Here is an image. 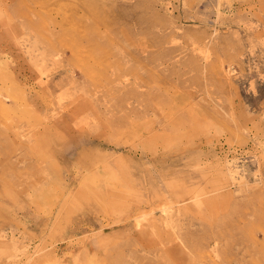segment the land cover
Here are the masks:
<instances>
[{"label":"rangeland","instance_id":"1","mask_svg":"<svg viewBox=\"0 0 264 264\" xmlns=\"http://www.w3.org/2000/svg\"><path fill=\"white\" fill-rule=\"evenodd\" d=\"M28 1L0 0V264H264V0Z\"/></svg>","mask_w":264,"mask_h":264},{"label":"bare ground","instance_id":"2","mask_svg":"<svg viewBox=\"0 0 264 264\" xmlns=\"http://www.w3.org/2000/svg\"><path fill=\"white\" fill-rule=\"evenodd\" d=\"M28 1V0H27ZM25 2V1H24ZM29 2V1H28ZM44 2H45V0H44ZM52 2V1H51ZM30 3H31V1H30ZM53 3V2H52ZM5 3H3L2 5H4ZM8 4H11V3H8ZM34 4V3H33ZM35 5V4H34ZM39 6H40V3L38 4ZM42 5V4H41ZM50 5V4H49ZM52 5H54V4H52ZM1 6V5H0ZM38 6V7H39ZM47 7H48V5H47ZM61 7H63V6H61ZM43 8H44V6H43ZM39 9H41V8H39ZM36 10V9H35ZM9 21H10V19L9 18H7V20H1L0 21V24L1 25H7V26H9V31H8V34L6 35V37H7V39H11L12 38V35H11V31H12V24L10 25L9 24ZM2 45H3V43H2ZM9 50H10V48H9Z\"/></svg>","mask_w":264,"mask_h":264}]
</instances>
